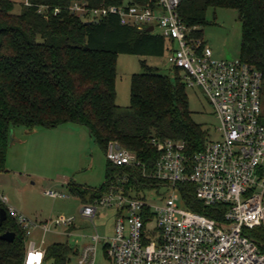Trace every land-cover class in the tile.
<instances>
[{"label":"trees","instance_id":"obj_1","mask_svg":"<svg viewBox=\"0 0 264 264\" xmlns=\"http://www.w3.org/2000/svg\"><path fill=\"white\" fill-rule=\"evenodd\" d=\"M75 2L91 8L123 6V0H0V172H5L11 132L16 128L54 129L66 124L86 128L90 138L106 154L110 144L134 153L141 167L107 165L106 182L98 189L71 186L85 204L104 197L117 180L128 176L127 191L152 189L151 174L159 158L153 138L185 142L189 155L203 151L209 132L195 122L187 86L175 70L173 81L158 68L141 62L144 73L131 78L130 106L117 105V59L121 54L163 57L170 44L162 36L122 26L111 16L88 24L69 9ZM142 3L145 0H133ZM40 7H47L40 14ZM236 10L242 24L240 60L263 76L264 96V0H182L179 15L203 39L209 9ZM55 9L60 13L54 15ZM204 40V39H203ZM186 207L222 220L223 207H206L191 184L181 186ZM7 209L0 205V211ZM7 232L14 242L1 239ZM26 233L7 212L0 225V264H23ZM43 264H68L78 255L67 244L46 249Z\"/></svg>","mask_w":264,"mask_h":264},{"label":"built area","instance_id":"obj_2","mask_svg":"<svg viewBox=\"0 0 264 264\" xmlns=\"http://www.w3.org/2000/svg\"><path fill=\"white\" fill-rule=\"evenodd\" d=\"M182 0H145L123 6L91 8L75 2L69 11L86 23L111 16L122 26L152 34L158 29L170 44L167 63L183 74L187 88H199L213 108L220 139L210 137L203 151L189 155L185 142L153 138L159 158L151 174L152 189L127 191L130 178L117 180L109 192L93 204H86L81 216L94 221L99 210L115 213V232L101 240L91 237L79 254V264H96L99 244L104 243L112 264H264V116L263 76L254 66L241 61L218 60L203 39L193 36L179 15ZM26 4H28L26 2ZM47 7L39 13L46 14ZM60 13L55 9L54 15ZM107 160L119 168L142 164L134 153L110 144ZM191 184L206 207L225 208L218 221L189 210L181 186ZM156 191L164 197L153 204L142 194ZM163 194H161V192ZM45 196L62 198L47 190ZM0 205L25 231L51 232L46 224L31 222L11 207L0 192ZM74 217L57 220L55 226L71 227ZM26 241L23 264H43L46 248Z\"/></svg>","mask_w":264,"mask_h":264},{"label":"rangeland","instance_id":"obj_3","mask_svg":"<svg viewBox=\"0 0 264 264\" xmlns=\"http://www.w3.org/2000/svg\"><path fill=\"white\" fill-rule=\"evenodd\" d=\"M13 1L18 4L16 12L20 11V3L27 2ZM131 2L132 0H123L124 4ZM206 17L207 25L201 30L204 42L212 49L215 58L238 60L242 38V24L238 12L233 9L212 8L208 10ZM159 33L157 29L155 34ZM167 58V52L163 57L119 55L116 80L117 105L124 110L129 108L131 78L135 74L144 73L141 62L158 68L162 74L174 81L177 75L169 67ZM180 76L183 74L180 73ZM186 93L195 122L208 130L212 140H219L218 121L203 92L199 88H187ZM262 112L264 116V96ZM38 129L45 128L28 130L21 127L13 130L15 137L14 141L10 142L7 152L6 171L0 172V192L8 197L11 207L24 214L31 222L46 224L51 229V232L45 235L40 230L32 233L27 242L40 244L44 241V248L56 243L67 244L78 251V255L72 256L68 264H79V254L91 243L92 236L98 234L101 240L105 241L114 235L116 219L114 211L101 209L93 222L83 218L81 210L86 204L71 192L70 185L100 188L106 182L109 162L106 154L90 138L84 127L66 124L59 130L47 132L48 139L53 141V145L47 147L41 138L43 135L41 131L45 130ZM55 141L59 142V146ZM47 190L61 194L62 198L45 196L44 192ZM142 194L151 197L153 204H161L164 201V197L159 196L156 191L151 190ZM71 217L75 218L71 227L54 225L57 220ZM96 264H112L106 255L104 243L98 246Z\"/></svg>","mask_w":264,"mask_h":264},{"label":"water","instance_id":"obj_4","mask_svg":"<svg viewBox=\"0 0 264 264\" xmlns=\"http://www.w3.org/2000/svg\"><path fill=\"white\" fill-rule=\"evenodd\" d=\"M99 22L100 21H96L95 23H99ZM88 24H91V23H87V25ZM152 32H153V27H150L147 29V33H152ZM10 138H11V142H13L14 141V131L11 132ZM6 218H7V212L5 210H1L0 211V225H2V223L6 220ZM15 237L16 235L14 233L7 232L4 235H2L1 239L8 243H12L14 242Z\"/></svg>","mask_w":264,"mask_h":264},{"label":"crops","instance_id":"obj_5","mask_svg":"<svg viewBox=\"0 0 264 264\" xmlns=\"http://www.w3.org/2000/svg\"><path fill=\"white\" fill-rule=\"evenodd\" d=\"M63 127H65V125H63V126H60V127H57V128H54V129H47L48 131H46V129H38V130H45V131H41L42 133L41 134H43L42 135V137L41 138H43L44 139V142H43V144L44 145H46V147L47 146H51V145H53V141H51L50 139H48L49 138V133H47V132H53V131H55V130H59L60 128H63ZM69 128H77V127H69ZM35 130V129H34ZM72 130H77V129H72ZM46 132V133H45ZM88 132V131H87ZM54 134V133H53ZM90 136V135H89ZM14 137H15V132H14ZM45 138H46V140H45ZM56 142V144H57V146H59V142H57V141H55ZM42 144V145H43ZM54 148H57V147H54ZM38 230H40V229H35V230H33L32 232H31V235H32V233H34V232H37ZM40 232H42L41 230H40ZM30 235V236H31ZM44 235V234H43ZM34 243H36L38 246H40L41 245V243L39 244V243H37V242H34Z\"/></svg>","mask_w":264,"mask_h":264}]
</instances>
